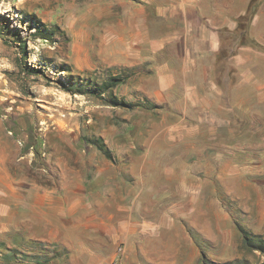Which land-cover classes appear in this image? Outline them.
<instances>
[{
    "label": "crops",
    "instance_id": "1",
    "mask_svg": "<svg viewBox=\"0 0 264 264\" xmlns=\"http://www.w3.org/2000/svg\"><path fill=\"white\" fill-rule=\"evenodd\" d=\"M114 5L92 69L119 76L117 99H140L162 123L143 142L112 147L123 154L114 164L84 142L18 148L0 115L3 242L32 261L45 252L40 264L247 257L242 232L264 229V0ZM44 158L54 163L36 166ZM23 159L30 172L14 171ZM249 197L252 207L240 202Z\"/></svg>",
    "mask_w": 264,
    "mask_h": 264
},
{
    "label": "rangeland",
    "instance_id": "2",
    "mask_svg": "<svg viewBox=\"0 0 264 264\" xmlns=\"http://www.w3.org/2000/svg\"><path fill=\"white\" fill-rule=\"evenodd\" d=\"M114 6V0H0V115L7 116L4 121L10 126L5 127L12 130V134L8 135L9 141L18 148L19 141L24 148L43 141L91 144L89 140L100 138L111 152V158L105 157L91 144L90 150H97L94 158L97 160L103 156L107 163L115 164L123 154L117 155L112 147L129 146L128 143L132 140L136 143L143 142L152 128L156 134L163 119L161 112L157 115L145 112L142 110L145 105L140 99L125 100L121 97V100L133 107H117L93 95L70 94L59 84L65 81L64 77L68 74L73 78L78 75L89 77L98 83L107 79L106 69L93 71L92 68L98 65V35L103 33L112 19L105 18L104 14L109 10L112 12ZM25 15H33L47 25H57L65 35H55L54 42L31 38L26 40L25 37L23 40H26L27 56L21 62L19 58L22 55L12 35L3 33L1 28L8 23H13L16 28H25ZM83 33L89 42L83 43ZM83 54L85 61L82 59ZM24 64L40 70L41 73H25ZM61 64H69L72 73H57L56 70ZM118 92L113 90L112 94L118 98ZM41 124L43 129L40 130ZM3 132L7 133L5 128ZM57 150L63 151L61 148ZM76 151L80 152L82 148ZM18 158H11V161ZM42 162L45 167L54 163L52 159L44 158L36 166ZM17 165L18 168L14 171L30 172L25 159L18 161ZM252 201L253 197L240 200L242 204L246 203L250 207ZM253 219L250 215V220ZM257 233L259 235L251 236L256 244L260 240L257 236H264V229H259L255 232ZM41 254L40 260L27 259L24 252L17 247L9 248L0 236V264H40L49 258L45 252ZM203 264L214 263L206 260ZM233 264H264V253L249 248L247 257L236 259Z\"/></svg>",
    "mask_w": 264,
    "mask_h": 264
},
{
    "label": "trees",
    "instance_id": "3",
    "mask_svg": "<svg viewBox=\"0 0 264 264\" xmlns=\"http://www.w3.org/2000/svg\"><path fill=\"white\" fill-rule=\"evenodd\" d=\"M25 28H16L13 23L4 24L2 26L3 33L12 35L13 40L16 42L15 45L19 50V53L22 55L19 58V61H23L22 59L27 56V44L26 40L31 38L42 39L46 41H55V35H65L64 32L57 25H47L40 20L34 18L33 15H25V21H23ZM32 31V32H31ZM2 34V33H1ZM26 37V40H23ZM25 69V73L27 74H39L40 70L29 68L25 64L23 65ZM57 73L66 72L72 73L69 65L61 64L58 66ZM65 81L59 82L60 87L70 94H78V95H93L112 106H122V107H133L131 104L124 102L123 100L117 99L112 91L115 87H117L121 83V78L119 76L109 75L107 79L102 80L101 82H94L89 77H80L73 78L71 74H68ZM91 144H93L99 151L103 153V155L107 158H111V152L106 148V145L100 138H93L89 140ZM252 234L247 232H242V241L243 245L248 248H252L254 250H259L264 253V236H257L260 240L258 244L254 243L251 239ZM256 237V236H255ZM203 262L206 260L203 258ZM233 264V263H232Z\"/></svg>",
    "mask_w": 264,
    "mask_h": 264
},
{
    "label": "built area",
    "instance_id": "4",
    "mask_svg": "<svg viewBox=\"0 0 264 264\" xmlns=\"http://www.w3.org/2000/svg\"><path fill=\"white\" fill-rule=\"evenodd\" d=\"M112 264H120V259H116Z\"/></svg>",
    "mask_w": 264,
    "mask_h": 264
}]
</instances>
